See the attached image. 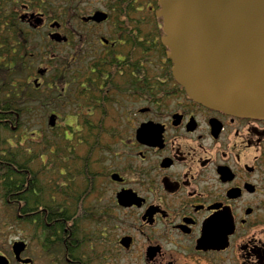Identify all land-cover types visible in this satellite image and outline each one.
Masks as SVG:
<instances>
[{
    "label": "flooded vegetation",
    "instance_id": "1",
    "mask_svg": "<svg viewBox=\"0 0 264 264\" xmlns=\"http://www.w3.org/2000/svg\"><path fill=\"white\" fill-rule=\"evenodd\" d=\"M158 9L0 0V264H264V119L189 98ZM19 76L67 107L41 115L60 146L34 148L33 102L4 99Z\"/></svg>",
    "mask_w": 264,
    "mask_h": 264
},
{
    "label": "water",
    "instance_id": "2",
    "mask_svg": "<svg viewBox=\"0 0 264 264\" xmlns=\"http://www.w3.org/2000/svg\"><path fill=\"white\" fill-rule=\"evenodd\" d=\"M158 1L162 43L187 95L215 110L264 119V0Z\"/></svg>",
    "mask_w": 264,
    "mask_h": 264
},
{
    "label": "trees",
    "instance_id": "3",
    "mask_svg": "<svg viewBox=\"0 0 264 264\" xmlns=\"http://www.w3.org/2000/svg\"><path fill=\"white\" fill-rule=\"evenodd\" d=\"M14 78V77H13ZM3 79V92H4V99H18V100H30L33 102V106H34V111L36 116H41V115H46L47 112L51 111V110H57L63 113H66V111L64 109H66L67 107L65 105L60 104L58 101H56L55 97H54V102L51 104V106H46L44 104V96L42 95V93H40V91H35V93H33L31 96H28L26 92L23 91L22 87L26 84V81L23 79L22 76L19 77H15L14 80L10 83L8 82L5 77H2ZM16 81V85H13V82ZM10 94V96L8 95ZM8 95V96H7ZM32 97V98H31ZM21 110H24L23 108H21ZM71 131V129L69 130ZM104 126L102 125V123H100V135L98 136V148H100L101 150L103 149H108L112 146V141L115 140L114 135H111L110 138L106 137L104 135ZM41 134V135H36L37 140H33L32 142V146L34 148H36L38 151L40 149H44L46 147L49 146V144L51 143V141L57 142L58 146L61 137L60 135L56 136V133H53L52 136L53 138H49V131L46 128H42V129H38L37 128V132ZM44 133V134H43ZM59 134V133H58ZM85 142H90L91 144H87V147H93L92 143H96V141H93L91 139H88V136L84 137ZM4 146L6 145L5 141H4ZM77 142H75V146H69L68 147H75L76 148ZM71 153L74 152H69L68 155L69 157L71 156ZM38 156H40V152H36V159L38 158ZM90 156V154H89ZM74 163V162H73Z\"/></svg>",
    "mask_w": 264,
    "mask_h": 264
},
{
    "label": "rangeland",
    "instance_id": "4",
    "mask_svg": "<svg viewBox=\"0 0 264 264\" xmlns=\"http://www.w3.org/2000/svg\"><path fill=\"white\" fill-rule=\"evenodd\" d=\"M44 115V114H43ZM42 115V116H43ZM42 116H39V118L40 119H38L37 121H36V123H35V132H37V128L38 129H44V128H46V129H48V123H47V119L45 120ZM74 124H72V126H73ZM68 126H70V124H68ZM72 129H74V130H72V131H76L77 130V127L75 126V127H73ZM70 130V129H69ZM41 135V134H39V132L38 133H36L34 136H32L31 138H32V140H37V137H36V135ZM44 134V133H43ZM40 156H38V158L36 159V162H38V163H40L41 161H40Z\"/></svg>",
    "mask_w": 264,
    "mask_h": 264
}]
</instances>
